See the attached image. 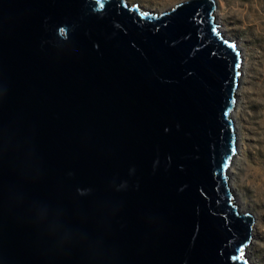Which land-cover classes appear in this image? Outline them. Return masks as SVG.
Listing matches in <instances>:
<instances>
[{"label":"water","instance_id":"1","mask_svg":"<svg viewBox=\"0 0 264 264\" xmlns=\"http://www.w3.org/2000/svg\"><path fill=\"white\" fill-rule=\"evenodd\" d=\"M241 66L215 0H0V264H250Z\"/></svg>","mask_w":264,"mask_h":264},{"label":"rangeland","instance_id":"2","mask_svg":"<svg viewBox=\"0 0 264 264\" xmlns=\"http://www.w3.org/2000/svg\"><path fill=\"white\" fill-rule=\"evenodd\" d=\"M124 1L131 6L138 5L145 11L162 10L164 13L186 0ZM215 2L216 10L223 11V19L229 28L230 36L234 40L242 41L244 47L248 49L245 59L249 63L250 73L245 82L241 76L239 89L241 94L237 97V100L241 97L243 99L238 112L242 139L238 143L240 154L233 162L236 167H233V170L237 175L242 201L261 221L257 243L251 247L250 253L246 250L245 257L251 263L252 255L258 259L259 264H264V191H258L253 183L256 170L264 172V37L260 33V27L256 25L259 22L260 26H264V0H215ZM234 199L236 200L235 194Z\"/></svg>","mask_w":264,"mask_h":264},{"label":"bare ground","instance_id":"3","mask_svg":"<svg viewBox=\"0 0 264 264\" xmlns=\"http://www.w3.org/2000/svg\"><path fill=\"white\" fill-rule=\"evenodd\" d=\"M222 6V4L220 5V7ZM245 11V9H244ZM155 12L157 14H161L162 10H155ZM154 12V13H155ZM244 14V13H243ZM244 16V15H243ZM216 23L219 25V31L221 33H223V35H225L227 38H229L230 40H234L233 37L230 36L229 32V28L226 25V23L224 22L223 19V11L221 9L216 10ZM255 24V23H253ZM256 25H258V27H260V33L261 35H263L264 37V26H260V23L258 22ZM237 41V40H236ZM238 43V48L241 50V57H242V66H241V76L244 78V82L245 80H248V76L250 73V67H249V63H247L245 56H247V52L248 49H246V47H244L242 41H237ZM244 60V61H243ZM246 61V62H245ZM241 87L239 86L238 90H237V97L241 94V90H239ZM242 97L239 98V100H236V105L235 108L232 112V118L234 120V124H235V129L236 131V135H237V145L239 142H241L242 139V132H241V124L239 121V117H238V112L239 109H241V103H242ZM240 154V148L237 151V153L235 154V156L233 157V161H232V166L229 172V176H230V186H231V192L233 193V195H236V200H238V203L241 207H239V210L241 211V213H245V214H252L254 221H253V228H252V237H251V241L248 245V247L245 248V254H246V250L250 253V249L252 246H255L257 243V240L259 238V229H260V225H261V221L259 219V217L257 216V214H255L254 212L252 213V210H249L248 207H246V204L244 201H242V194L238 189V180H237V175L235 174V171L233 170L235 167V164L233 163L234 160L238 157V155ZM236 168V167H235ZM253 183H255V186L257 187L258 191L263 190L264 191V172L261 170H256V172L254 173V179H253ZM251 259V263L252 264H259V261L257 258L252 257V255L250 256ZM250 263V264H251Z\"/></svg>","mask_w":264,"mask_h":264},{"label":"snow or ice","instance_id":"4","mask_svg":"<svg viewBox=\"0 0 264 264\" xmlns=\"http://www.w3.org/2000/svg\"><path fill=\"white\" fill-rule=\"evenodd\" d=\"M236 67L239 68V64H237Z\"/></svg>","mask_w":264,"mask_h":264}]
</instances>
